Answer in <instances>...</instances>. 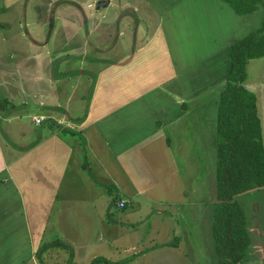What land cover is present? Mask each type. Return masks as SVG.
<instances>
[{
  "label": "crops",
  "instance_id": "obj_1",
  "mask_svg": "<svg viewBox=\"0 0 264 264\" xmlns=\"http://www.w3.org/2000/svg\"><path fill=\"white\" fill-rule=\"evenodd\" d=\"M137 2L135 16L146 13L144 19L156 26L129 56L106 61L96 73L88 113L76 125L79 134H70L80 138L85 163L73 156L76 144L52 129L40 132L15 157L0 143V264H92L96 259L107 261L96 264H135L132 257L121 259L135 248L119 247L118 241L135 233L129 222L142 211L154 210L144 221L168 226L158 231L165 232V238L159 236L165 242L143 251L140 258L149 264H175L174 252L191 235L180 208L192 194L170 138L180 140L178 135L190 131L186 119L218 99L227 83L230 48L261 28L264 1L247 15H237L223 0ZM14 3L21 0H0V28H6L3 18ZM59 3L40 0L37 8L49 12ZM243 85L256 97L264 145V58L247 61ZM201 119L195 118L200 124ZM183 149L179 145L178 151ZM188 164L187 174L195 176L196 167ZM203 200H195L199 207L191 216L200 222L207 213L208 222L212 204L206 209ZM121 201L124 209L117 206ZM53 241L68 249L50 248L38 260V249Z\"/></svg>",
  "mask_w": 264,
  "mask_h": 264
},
{
  "label": "rangeland",
  "instance_id": "obj_2",
  "mask_svg": "<svg viewBox=\"0 0 264 264\" xmlns=\"http://www.w3.org/2000/svg\"><path fill=\"white\" fill-rule=\"evenodd\" d=\"M59 1L52 12H42L37 8L40 0H21V5H10L12 12L3 18L7 24L6 28H0V105L3 106L0 109V143L15 157L23 147L36 141L40 132L52 129L76 144L73 156L84 162L83 148L77 142L80 138L74 140L63 131L79 134L76 125L88 113L96 73L106 66V61L113 59L118 62L122 59L116 57L129 56L137 45L150 38L156 24L144 19L146 13L140 12L135 16L133 8L140 4L139 0ZM104 1H107L106 5L97 8ZM18 6L25 12L20 14ZM217 109L218 99L198 109L200 114L194 113V117L186 119L190 131H185L184 137L178 135L180 140L170 138L187 193L190 191L188 195L192 194L188 198L189 204L180 208L182 215L186 216L181 223L191 235L183 238L182 249L174 252L175 264H215L216 261L211 224L214 208L220 202L217 198H213V202L210 199L213 190L215 196L217 190ZM39 117L43 120L40 126H36L34 120ZM195 118H202V123ZM203 127L204 131H200ZM177 143L184 149L178 151ZM188 162L196 167L195 176L187 174ZM110 163L109 160L107 164ZM252 193L236 196L245 214L251 239L241 264H264V187ZM200 199L206 209H210L212 204L208 222L207 213L200 217V222L191 216V211L199 207L195 206V200ZM150 212L134 214L130 220L129 227L136 231L122 237L118 245L135 250L122 255V260L132 257L135 264H149L140 258L143 251L165 242L159 237L165 238V232L158 231L168 226L163 221V225L158 221H144V214L149 215ZM69 259L71 262L72 257Z\"/></svg>",
  "mask_w": 264,
  "mask_h": 264
},
{
  "label": "trees",
  "instance_id": "obj_3",
  "mask_svg": "<svg viewBox=\"0 0 264 264\" xmlns=\"http://www.w3.org/2000/svg\"><path fill=\"white\" fill-rule=\"evenodd\" d=\"M223 1L237 15H246L256 10L258 0ZM257 58H264V19L258 31L231 46L227 84L218 95L216 198L220 204L214 208L211 224L215 264L242 263L251 239L236 196L264 187V147L256 97L243 85L247 61ZM50 248L68 249L62 241L44 244L36 252L38 260ZM96 262L107 263L96 259L92 264Z\"/></svg>",
  "mask_w": 264,
  "mask_h": 264
},
{
  "label": "built area",
  "instance_id": "obj_4",
  "mask_svg": "<svg viewBox=\"0 0 264 264\" xmlns=\"http://www.w3.org/2000/svg\"><path fill=\"white\" fill-rule=\"evenodd\" d=\"M43 118L42 117H39V118H36L34 120L35 124L39 125L41 122H42ZM117 206L119 209H124L125 208V203L124 202H118L117 203Z\"/></svg>",
  "mask_w": 264,
  "mask_h": 264
},
{
  "label": "water",
  "instance_id": "obj_5",
  "mask_svg": "<svg viewBox=\"0 0 264 264\" xmlns=\"http://www.w3.org/2000/svg\"><path fill=\"white\" fill-rule=\"evenodd\" d=\"M106 3H107V1H104V2H102V3H99V4L97 5V8H99L100 6H104V5H106ZM254 190H257V188H256V189L249 190V191H247V192H251V191H254Z\"/></svg>",
  "mask_w": 264,
  "mask_h": 264
}]
</instances>
